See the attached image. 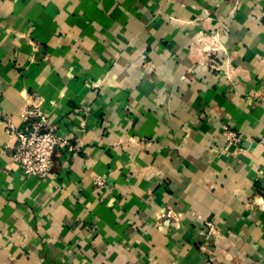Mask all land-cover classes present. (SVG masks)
<instances>
[{
  "label": "crops",
  "instance_id": "crops-1",
  "mask_svg": "<svg viewBox=\"0 0 264 264\" xmlns=\"http://www.w3.org/2000/svg\"><path fill=\"white\" fill-rule=\"evenodd\" d=\"M263 134L264 0H0V264H264Z\"/></svg>",
  "mask_w": 264,
  "mask_h": 264
},
{
  "label": "built area",
  "instance_id": "built-area-1",
  "mask_svg": "<svg viewBox=\"0 0 264 264\" xmlns=\"http://www.w3.org/2000/svg\"><path fill=\"white\" fill-rule=\"evenodd\" d=\"M26 127L19 128L11 119L6 122V132L15 142L13 159L18 163L24 176H38L46 178L53 166V155L57 149L73 150L75 146L69 138L57 131L56 126L48 125L44 116L35 102L24 112ZM40 116L41 120H34ZM225 133L229 142H240L241 135L226 128ZM264 149V134L258 140ZM96 184L103 185L97 178Z\"/></svg>",
  "mask_w": 264,
  "mask_h": 264
}]
</instances>
